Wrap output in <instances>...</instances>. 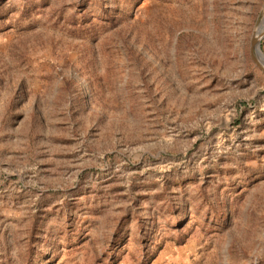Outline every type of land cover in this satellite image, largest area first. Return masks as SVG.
I'll list each match as a JSON object with an SVG mask.
<instances>
[{
	"label": "rangeland",
	"instance_id": "rangeland-1",
	"mask_svg": "<svg viewBox=\"0 0 264 264\" xmlns=\"http://www.w3.org/2000/svg\"><path fill=\"white\" fill-rule=\"evenodd\" d=\"M262 10L0 0V264H264Z\"/></svg>",
	"mask_w": 264,
	"mask_h": 264
},
{
	"label": "water",
	"instance_id": "water-1",
	"mask_svg": "<svg viewBox=\"0 0 264 264\" xmlns=\"http://www.w3.org/2000/svg\"><path fill=\"white\" fill-rule=\"evenodd\" d=\"M263 12V10H262ZM259 28L263 29V35H264V26H263V20H262V13L260 15V18H259ZM258 28V29H259ZM258 32V31H257ZM262 35V36H263ZM259 40H260V36L256 33L255 35V38L253 39L252 41V57L254 59V62L261 68L264 70V68L261 67L260 65V62L258 60L259 56L263 55L262 51H261V48H260V43H259Z\"/></svg>",
	"mask_w": 264,
	"mask_h": 264
},
{
	"label": "bare ground",
	"instance_id": "bare-ground-1",
	"mask_svg": "<svg viewBox=\"0 0 264 264\" xmlns=\"http://www.w3.org/2000/svg\"><path fill=\"white\" fill-rule=\"evenodd\" d=\"M262 20H263V23H264V10H263V12H262ZM259 29H261V28H259ZM259 29H258V30H259ZM257 34H258V32H257ZM258 35H259V34H258ZM259 36H260V35H259ZM259 59H260L262 62H264V55H262V56L260 55V56H259Z\"/></svg>",
	"mask_w": 264,
	"mask_h": 264
}]
</instances>
